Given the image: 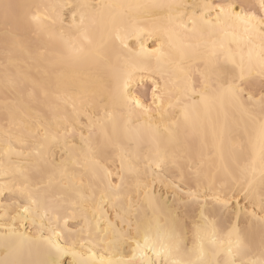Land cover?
<instances>
[{
	"label": "snow or ice",
	"instance_id": "1",
	"mask_svg": "<svg viewBox=\"0 0 264 264\" xmlns=\"http://www.w3.org/2000/svg\"><path fill=\"white\" fill-rule=\"evenodd\" d=\"M0 264H264V0H0Z\"/></svg>",
	"mask_w": 264,
	"mask_h": 264
}]
</instances>
